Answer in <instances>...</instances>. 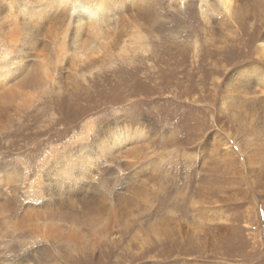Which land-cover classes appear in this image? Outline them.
Returning <instances> with one entry per match:
<instances>
[{"label": "rangeland", "instance_id": "1", "mask_svg": "<svg viewBox=\"0 0 264 264\" xmlns=\"http://www.w3.org/2000/svg\"><path fill=\"white\" fill-rule=\"evenodd\" d=\"M37 1L0 0V264H264V0H122L88 57Z\"/></svg>", "mask_w": 264, "mask_h": 264}, {"label": "bare ground", "instance_id": "2", "mask_svg": "<svg viewBox=\"0 0 264 264\" xmlns=\"http://www.w3.org/2000/svg\"><path fill=\"white\" fill-rule=\"evenodd\" d=\"M184 1V0H182ZM219 4L227 14H231L233 0H218ZM122 4V0H38L36 5H32L26 14L32 21L38 22L44 19L51 13H59V9L67 15V27L64 29V37L61 40V44L64 46L66 43L65 36L72 25V38L73 50L78 57H88L90 53L94 52V47L90 44L83 45L82 41H78L81 37V30H88L95 38L104 40L108 38V34L105 31L108 26L109 13L114 11L118 6ZM12 13V6H8ZM23 10V6H21ZM82 47V48H81ZM261 54L264 56V45L259 47ZM246 72L251 67H243ZM264 94V90L262 92ZM88 123V120L86 121ZM89 125V124H88ZM128 131V129H127ZM136 134V131H133ZM79 162H84L80 160ZM74 169V168H73ZM73 169L63 165L61 173L66 176L73 175Z\"/></svg>", "mask_w": 264, "mask_h": 264}]
</instances>
